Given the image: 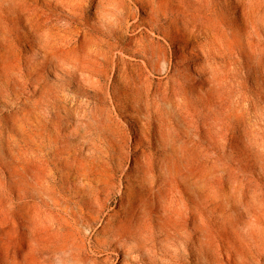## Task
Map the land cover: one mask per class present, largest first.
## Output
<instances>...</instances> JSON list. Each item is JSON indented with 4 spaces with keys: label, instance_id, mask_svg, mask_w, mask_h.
Listing matches in <instances>:
<instances>
[{
    "label": "rangeland",
    "instance_id": "rangeland-1",
    "mask_svg": "<svg viewBox=\"0 0 264 264\" xmlns=\"http://www.w3.org/2000/svg\"><path fill=\"white\" fill-rule=\"evenodd\" d=\"M180 2L0 0V264H264V0L218 77Z\"/></svg>",
    "mask_w": 264,
    "mask_h": 264
},
{
    "label": "bare ground",
    "instance_id": "bare-ground-1",
    "mask_svg": "<svg viewBox=\"0 0 264 264\" xmlns=\"http://www.w3.org/2000/svg\"><path fill=\"white\" fill-rule=\"evenodd\" d=\"M232 1L233 0H224V2L221 3L222 0H194V1L182 0V3L180 2L183 7L181 11L177 9H173V8H168L167 13L164 16V18L168 20L164 24V27L167 30L169 31L175 30L179 33L187 32L190 34V38L188 39L189 44H191V46L196 49L195 52L205 57V62L202 63L201 61V64H202L201 67L205 70V72L210 71L209 69L210 67L212 68L215 67L218 69V73L216 75H213V77H218L219 74L221 76L223 75L222 68H218L219 66L226 67L228 63H234L236 62V60L241 59L239 56L245 55L244 45H238V46L233 47L230 44L224 43V38H225L224 33L226 32L228 34H231L232 40H234L238 32L247 33L246 31L247 28H244V27L234 28L233 26H227V27L225 26L227 31L224 28H221L224 31V33H222L220 29H218V27L220 26V25L218 26V21H217L219 13L222 15V17H229L228 14L231 15L232 9L234 8ZM219 4H222L224 9L223 7L220 8ZM136 23L138 24V22ZM151 27H153V25H151ZM139 33H140L141 38H138V40H142V38L146 35V31L140 30ZM131 41H134L133 38H131ZM141 46L142 47L137 48V49H145L144 45H141ZM126 50H130V49L128 48L123 49V51H126ZM228 57H230V59H228ZM145 59L146 60L144 64L147 65L150 69H154L155 67L151 62V56L148 55ZM178 69L179 68L177 67L173 69V67L169 65L168 72L176 73L177 71H179ZM97 71H98V68H97ZM116 72H118V74L121 75V71L117 70ZM227 75L224 74V76H227ZM184 76L182 75V77H168L167 81L170 79V81L174 80L177 82H183ZM209 79L211 80V78ZM128 81H133L137 83L136 79L133 78L132 75H129ZM1 125H3V123ZM2 135L3 134L1 130L0 131V169H2L1 166L5 163V157L2 154L4 151V147L2 145ZM20 137H19V141L21 140ZM217 237L219 241H222L221 235L218 234ZM245 246L248 247V245H245ZM139 248H142V247H139ZM230 252H231V249H230ZM242 252L244 251H239V254H241ZM203 258L205 259L206 257L203 256ZM195 259H196L195 262L199 264L200 260L198 261V258H195ZM176 263H177L176 260L175 261L173 260V262L168 261L167 264H176ZM11 264H24V263L16 260V262L11 263ZM28 264H35V255L31 259V263H28ZM37 264H40V263H37ZM209 264H224V263L220 260H217L216 262L212 261Z\"/></svg>",
    "mask_w": 264,
    "mask_h": 264
}]
</instances>
